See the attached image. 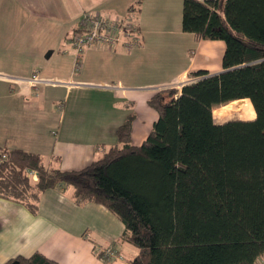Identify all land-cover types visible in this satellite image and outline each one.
I'll return each mask as SVG.
<instances>
[{"label":"trees","instance_id":"trees-1","mask_svg":"<svg viewBox=\"0 0 264 264\" xmlns=\"http://www.w3.org/2000/svg\"><path fill=\"white\" fill-rule=\"evenodd\" d=\"M181 29L196 39L223 40V70L192 71L180 89L157 90L147 100L157 118L146 138L131 143L128 115L116 129L118 143L82 168L46 167L36 152L0 148V196L35 212L40 193L71 186L77 201L102 204L120 219V238L137 249L127 264H259L264 0H182ZM242 98L250 100L253 119L214 120L226 109L212 111L213 105ZM14 262L56 264L39 251L6 264Z\"/></svg>","mask_w":264,"mask_h":264},{"label":"crops","instance_id":"crops-1","mask_svg":"<svg viewBox=\"0 0 264 264\" xmlns=\"http://www.w3.org/2000/svg\"><path fill=\"white\" fill-rule=\"evenodd\" d=\"M181 8L182 0H0V148L36 152L41 161L47 160L49 166H44L72 170L77 167L70 164L88 165L117 144L116 129L128 115L133 116L131 143L139 145L157 112L146 103L155 114L145 110L144 118L135 115V93L143 98V92H150L144 95L147 102L160 88L189 80L192 71L223 70L224 41L196 39L182 31ZM86 9L110 17L131 10L141 42L130 51L120 45L86 46L80 70L73 74L76 54L69 38ZM169 37L178 42H168ZM24 65L32 68L23 73ZM34 71L40 79L36 89L28 82ZM46 92L61 98L48 100L42 97ZM236 101L252 105L242 98L213 107ZM26 112L36 116L26 117ZM254 117L251 106L214 120ZM136 121L144 122L141 136L134 132ZM48 124L51 141L46 139ZM123 228L104 205L77 201L71 186L58 185L40 193L35 212L0 196V264L34 251L56 264H127L137 249L120 238ZM106 247L119 251L120 257L104 261L100 254Z\"/></svg>","mask_w":264,"mask_h":264},{"label":"built area","instance_id":"built-area-1","mask_svg":"<svg viewBox=\"0 0 264 264\" xmlns=\"http://www.w3.org/2000/svg\"><path fill=\"white\" fill-rule=\"evenodd\" d=\"M140 42V30L138 28V24L135 22L134 13L131 10H128L124 16L112 17L104 16L99 12L84 11L82 12L77 26L69 38V43L73 47L76 54L73 64V74L78 73L80 70V56L86 46L120 45L124 50L130 51L131 49L139 46ZM39 81L40 79L38 73L36 71L32 72L28 79L30 86L36 89ZM28 174H30L33 178L36 177V173L34 171H28ZM100 255L106 262L120 257V253L112 247L102 249ZM259 264H264V256L261 258Z\"/></svg>","mask_w":264,"mask_h":264},{"label":"rangeland","instance_id":"rangeland-1","mask_svg":"<svg viewBox=\"0 0 264 264\" xmlns=\"http://www.w3.org/2000/svg\"><path fill=\"white\" fill-rule=\"evenodd\" d=\"M86 10H88V9H86ZM88 11H93V10H88ZM104 13V12H103ZM82 14V13H81ZM168 42H171V41H173V42H178V39H174L173 40V37L172 38H167L166 39ZM67 41V40H66ZM67 44V46H68V48H71L72 49V47L69 45V43L67 42L66 43ZM136 48V47H135ZM73 50V49H72ZM184 52H185V50H184ZM74 50H73V55H74ZM186 53V52H185ZM185 56V55H184ZM184 58H186V57H184ZM49 59H47L46 61H48ZM72 65V64H71ZM32 68V66L31 65H24V66H22V70H23V73H27L28 71H30V69ZM73 70V69H72ZM27 75H29V74H24V76H27ZM77 78V77H76ZM48 79H50V78H48ZM52 79H55V80H52ZM50 81H52V82H57L58 80L56 79V78H51L50 79ZM186 81V80H185ZM172 87H176L177 85H171ZM172 87H168V88H172ZM164 88H167V86L166 87H162V88H160V89H164ZM176 88H178V89H180V86H178V87H176ZM53 93V92H52ZM60 94H62V93H64V92H59ZM150 92H143L142 94H143V98H141V94L140 93H135L136 95H135V98H137V103H135L134 105H133V110L135 111L134 113H135V115L137 114V116L139 117V116H142L143 118L145 117V110H150L151 112H153V114H155V111L153 110V109H151L150 107H148L147 105H146V99L147 98H145L144 97V95L146 94V95H148ZM59 95H56L55 93H53V95H51L49 92H46V94H43L42 95V97H44V98H48V100H49V98L50 97H52L54 100H56V97H58ZM60 97V96H59ZM61 98V97H60ZM134 98V99H135ZM167 97H165V99H166ZM168 99V98H167ZM166 99V100H167ZM59 102H61V101H59ZM59 102H57V103H59ZM56 103V104H57ZM238 103V102H237ZM237 103H234L232 106H230L229 107V104L227 105V106H218V107H213L214 109H216V108H224V110L226 109V112H229V113H237V108H238V105H237ZM58 106H59V104H58ZM243 107V106H242ZM213 108H212V111H213ZM116 114V116L118 115V113H115ZM26 117H33V116H36L33 112H26L25 114H24ZM214 116L213 117H217V115L216 114H213ZM116 120V119H115ZM42 125V124H41ZM49 125L50 124H48L47 125V129L45 130V132H46V139L47 140H53V136H51V135H49L48 133H47V131H49L48 130V128H49ZM50 129V128H49ZM134 132L135 133H139V136H141L142 134H143V132H144V122H143V124L140 122V121H136L135 122V124H134ZM45 152H44V157L46 156V154H47V151H46V149L44 150ZM48 155V154H47ZM47 158V157H46ZM48 159V158H47ZM65 162H68V158L66 159V161ZM42 163L44 164V165H46V166H49V164H48V162H47V160H45V158H44V160H42ZM70 163V162H69ZM70 165H72V167H80L81 165H86V164H82V163H78V164H76V165H74V164H70ZM77 168H72V169H77ZM129 246H131V245H129ZM134 250H136V248H134L133 246H131ZM128 251V250H127ZM119 252V251H118ZM128 253H130V251H128ZM127 257H130V255L128 254L127 255ZM126 257V259H128Z\"/></svg>","mask_w":264,"mask_h":264},{"label":"water","instance_id":"water-1","mask_svg":"<svg viewBox=\"0 0 264 264\" xmlns=\"http://www.w3.org/2000/svg\"><path fill=\"white\" fill-rule=\"evenodd\" d=\"M189 81H191V79H189V80H186V81H180L179 83H177V86L179 85V86H183L185 83H187V82H189ZM167 88H168V86H167ZM17 262H14L13 264H16Z\"/></svg>","mask_w":264,"mask_h":264},{"label":"bare ground","instance_id":"bare-ground-1","mask_svg":"<svg viewBox=\"0 0 264 264\" xmlns=\"http://www.w3.org/2000/svg\"><path fill=\"white\" fill-rule=\"evenodd\" d=\"M214 110H216L217 111V109H214ZM218 112V111H217Z\"/></svg>","mask_w":264,"mask_h":264},{"label":"flooded vegetation","instance_id":"flooded-vegetation-1","mask_svg":"<svg viewBox=\"0 0 264 264\" xmlns=\"http://www.w3.org/2000/svg\"><path fill=\"white\" fill-rule=\"evenodd\" d=\"M37 72V71H36ZM38 73V72H37Z\"/></svg>","mask_w":264,"mask_h":264}]
</instances>
